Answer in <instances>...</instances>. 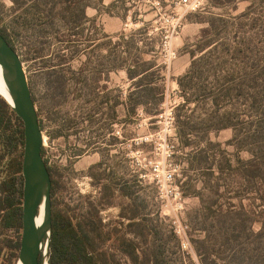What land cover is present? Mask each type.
I'll list each match as a JSON object with an SVG mask.
<instances>
[{"label": "rangeland", "instance_id": "obj_1", "mask_svg": "<svg viewBox=\"0 0 264 264\" xmlns=\"http://www.w3.org/2000/svg\"><path fill=\"white\" fill-rule=\"evenodd\" d=\"M178 1L103 0L101 5L91 0L85 10L88 21L79 27L46 28L39 38L21 27L16 52L44 124L45 158L59 182V197L77 206L80 213L92 215L95 206L104 231L115 228L126 233L133 222L148 225L155 245L166 242L164 264H199L189 224V214L199 207L198 186L189 180L193 188L184 186L186 249L172 231V212L157 199V173L160 177L176 166L179 187L187 181L183 170L191 179L195 175L192 145L179 143L173 127L176 109L183 104L176 79L189 66V53L200 55L197 46L203 42L216 41L222 55L225 41L264 39V0H226L219 6L211 0H189L187 6L177 5ZM32 3L26 0L13 10L12 0H0V26L13 20L21 24L15 18ZM172 18H180L171 39L176 57L164 62L160 43ZM213 18H223L228 27L214 20L216 27L211 29L207 21ZM208 27L207 33H201ZM121 61L124 67L134 65L138 70L154 66L149 73H154L159 94L144 106L135 104L140 89L132 84L137 80L130 81L124 70H114ZM47 62L50 69L44 66ZM51 71L60 76L58 81L54 76L48 78ZM231 137V129L208 135L210 141L234 154L226 145ZM239 156L248 158L244 151ZM155 165L158 172L153 170ZM133 212L138 216L130 220ZM6 237L13 240L14 233L8 231ZM136 241L146 249L140 238ZM7 256L4 250L0 264H6Z\"/></svg>", "mask_w": 264, "mask_h": 264}, {"label": "trees", "instance_id": "obj_2", "mask_svg": "<svg viewBox=\"0 0 264 264\" xmlns=\"http://www.w3.org/2000/svg\"><path fill=\"white\" fill-rule=\"evenodd\" d=\"M25 1L12 0L13 10ZM31 1L30 9L15 18L21 24L13 20L0 26V33L15 51L23 28L39 38L45 35L46 28L73 29L88 21L85 10L91 7V0ZM97 1L102 5L103 0ZM211 1L216 6L226 2ZM214 20L228 27L223 18H213L207 21L211 29L216 27ZM209 27L201 33H207ZM221 47L222 55L216 41L201 43L197 46L200 55L191 51L188 68L176 79L183 104L176 109L174 132L179 143L192 145L191 156L196 165L192 169L194 179L183 170L187 181L180 187L184 194L188 180L198 186L199 207L189 214V224L199 264H264V39L225 41ZM41 52L38 49L37 54ZM49 64L44 66L50 69ZM153 67L126 68L121 61L114 69L124 70L130 81L137 80L132 84L140 89L136 105L144 106L159 94L153 82L154 73H149ZM47 74L48 78L60 79L54 71ZM32 99L34 102L33 96ZM38 122L44 132L42 118L38 117ZM224 129L232 130L226 145L233 148L234 154L208 138L211 132ZM23 147V123L0 96V259L6 250V264L16 263L21 238ZM242 151L248 154L247 159L239 156ZM41 155L51 180L47 264L165 263L166 242L155 245L148 225L133 222L126 233L115 228L104 231L95 206L91 215L88 211L80 213L77 206L63 201L44 147ZM189 186L193 188V184ZM137 216L133 212L129 219L135 220ZM8 231L14 233L13 240L7 239ZM138 238L146 249L139 246Z\"/></svg>", "mask_w": 264, "mask_h": 264}, {"label": "water", "instance_id": "obj_3", "mask_svg": "<svg viewBox=\"0 0 264 264\" xmlns=\"http://www.w3.org/2000/svg\"><path fill=\"white\" fill-rule=\"evenodd\" d=\"M0 74L12 103L4 100L22 121L24 129L22 231L15 264H47L51 230V180L41 155L43 135L23 63L1 33ZM42 202L43 220L37 227L35 218ZM40 255L42 259L39 261Z\"/></svg>", "mask_w": 264, "mask_h": 264}, {"label": "built area", "instance_id": "obj_4", "mask_svg": "<svg viewBox=\"0 0 264 264\" xmlns=\"http://www.w3.org/2000/svg\"><path fill=\"white\" fill-rule=\"evenodd\" d=\"M189 0H179L177 5L187 6ZM196 7H191L195 10ZM170 19V18H168ZM166 20L167 23L170 20ZM180 18H172L173 23H170V28L165 31L163 38L160 43V54L162 55L164 62H170L176 57V53L172 47V36L176 34V29L178 28V22ZM154 172H158V166L153 167ZM178 169L174 166L171 169H167L162 172L159 177L156 174V187H157V199L162 204L163 207L168 208L172 212L170 217V224L172 231L175 236L179 239L180 246L183 249L189 247L188 239L186 236L187 225L183 223L182 216L186 210V200L183 196L180 187L176 184V176Z\"/></svg>", "mask_w": 264, "mask_h": 264}, {"label": "bare ground", "instance_id": "obj_5", "mask_svg": "<svg viewBox=\"0 0 264 264\" xmlns=\"http://www.w3.org/2000/svg\"><path fill=\"white\" fill-rule=\"evenodd\" d=\"M0 95L5 98V100L8 102V103H12L11 102V98L9 96V93L7 91V89L5 88L4 84H3V81H2V78H1V74H0ZM42 220H43V202L39 205V208H38V215L37 217L35 218V225L37 227H39L42 223Z\"/></svg>", "mask_w": 264, "mask_h": 264}, {"label": "crops", "instance_id": "obj_6", "mask_svg": "<svg viewBox=\"0 0 264 264\" xmlns=\"http://www.w3.org/2000/svg\"><path fill=\"white\" fill-rule=\"evenodd\" d=\"M185 68H186V67H183V70H182V72L186 71V70H185Z\"/></svg>", "mask_w": 264, "mask_h": 264}]
</instances>
